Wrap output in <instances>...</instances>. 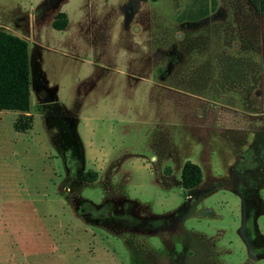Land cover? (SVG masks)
Segmentation results:
<instances>
[{
	"label": "rangeland",
	"instance_id": "obj_1",
	"mask_svg": "<svg viewBox=\"0 0 264 264\" xmlns=\"http://www.w3.org/2000/svg\"><path fill=\"white\" fill-rule=\"evenodd\" d=\"M0 30L30 73L0 264H264V0H0Z\"/></svg>",
	"mask_w": 264,
	"mask_h": 264
},
{
	"label": "trees",
	"instance_id": "obj_2",
	"mask_svg": "<svg viewBox=\"0 0 264 264\" xmlns=\"http://www.w3.org/2000/svg\"><path fill=\"white\" fill-rule=\"evenodd\" d=\"M145 1V0H142ZM67 26L65 14L57 13L51 23L55 31H63ZM27 43L5 31L0 30V111L19 113L29 112L30 78ZM264 108V95L262 99ZM29 120L23 123L15 120L12 127L16 132L29 129ZM84 182H94L96 173L86 171L80 174ZM183 190L191 191L202 181L199 167L189 161L182 164L179 171Z\"/></svg>",
	"mask_w": 264,
	"mask_h": 264
},
{
	"label": "crops",
	"instance_id": "obj_3",
	"mask_svg": "<svg viewBox=\"0 0 264 264\" xmlns=\"http://www.w3.org/2000/svg\"><path fill=\"white\" fill-rule=\"evenodd\" d=\"M17 37V36H16ZM29 99H30V96H29ZM29 108H30V100H29ZM27 113H19V112H11V111H0V117L4 119V117H10V120H9V125L12 127L13 123H14V118H17L19 116H22V115H26ZM13 129V127L11 128ZM14 131V130H13ZM16 132V131H14ZM21 133V132H20ZM198 187V186H197ZM196 187V188H197ZM194 188V189H196ZM193 189V190H194Z\"/></svg>",
	"mask_w": 264,
	"mask_h": 264
}]
</instances>
